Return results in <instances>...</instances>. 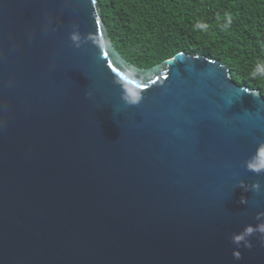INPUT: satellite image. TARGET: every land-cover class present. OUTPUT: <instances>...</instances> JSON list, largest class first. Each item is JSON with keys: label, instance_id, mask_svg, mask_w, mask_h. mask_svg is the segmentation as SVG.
<instances>
[{"label": "water", "instance_id": "1", "mask_svg": "<svg viewBox=\"0 0 264 264\" xmlns=\"http://www.w3.org/2000/svg\"><path fill=\"white\" fill-rule=\"evenodd\" d=\"M262 145L264 97L221 61L139 68L98 0H0V264H264L231 240Z\"/></svg>", "mask_w": 264, "mask_h": 264}, {"label": "trees", "instance_id": "2", "mask_svg": "<svg viewBox=\"0 0 264 264\" xmlns=\"http://www.w3.org/2000/svg\"><path fill=\"white\" fill-rule=\"evenodd\" d=\"M102 19L120 55L150 68L177 54L221 61L232 80L264 97V0H98ZM226 14L231 24L224 27ZM206 23V30L196 27Z\"/></svg>", "mask_w": 264, "mask_h": 264}, {"label": "clouds", "instance_id": "3", "mask_svg": "<svg viewBox=\"0 0 264 264\" xmlns=\"http://www.w3.org/2000/svg\"><path fill=\"white\" fill-rule=\"evenodd\" d=\"M231 24L230 16L226 14V23L224 27H228ZM196 27L200 30H206L208 25L206 23H198ZM70 39L73 41L75 47L80 46V37L78 34L74 33L70 36ZM253 78H264V63H258L256 68L251 73ZM124 100L129 105H136L140 101L139 95L125 96ZM245 165L248 170H251L257 174L264 172V145L258 150V153L255 157L250 160L245 161ZM239 186L244 188L245 191L251 190L259 192L261 190V184L259 181L254 182L250 187H245L244 182L241 180ZM241 203H247V200L244 197H241ZM258 223L256 225H248L242 231L233 233L231 236L232 243L236 245V248L233 249L232 255L235 259L239 260L241 258L240 247L251 248L252 243L250 237L254 233H259L262 238H264V212H259L256 215ZM264 242V240H262Z\"/></svg>", "mask_w": 264, "mask_h": 264}]
</instances>
